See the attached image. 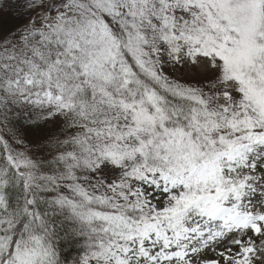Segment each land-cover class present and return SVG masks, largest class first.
I'll return each mask as SVG.
<instances>
[{"label":"snow or ice","instance_id":"1","mask_svg":"<svg viewBox=\"0 0 264 264\" xmlns=\"http://www.w3.org/2000/svg\"><path fill=\"white\" fill-rule=\"evenodd\" d=\"M0 264H264V0H0Z\"/></svg>","mask_w":264,"mask_h":264}]
</instances>
